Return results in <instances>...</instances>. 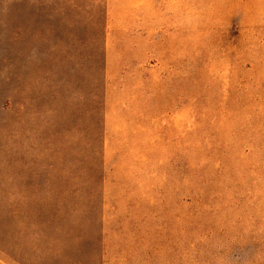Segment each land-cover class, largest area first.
<instances>
[{"label":"rangeland","instance_id":"obj_1","mask_svg":"<svg viewBox=\"0 0 264 264\" xmlns=\"http://www.w3.org/2000/svg\"><path fill=\"white\" fill-rule=\"evenodd\" d=\"M0 264H264V0H0Z\"/></svg>","mask_w":264,"mask_h":264}]
</instances>
